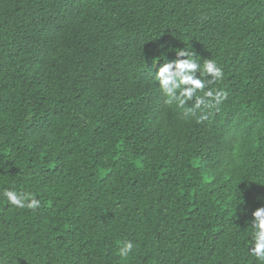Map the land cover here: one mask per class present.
Instances as JSON below:
<instances>
[{
    "label": "trees",
    "instance_id": "16d2710c",
    "mask_svg": "<svg viewBox=\"0 0 264 264\" xmlns=\"http://www.w3.org/2000/svg\"><path fill=\"white\" fill-rule=\"evenodd\" d=\"M182 49L224 73L200 123L153 79ZM5 187L41 200L0 197L5 264H259L264 0H0Z\"/></svg>",
    "mask_w": 264,
    "mask_h": 264
},
{
    "label": "clouds",
    "instance_id": "9594fccd",
    "mask_svg": "<svg viewBox=\"0 0 264 264\" xmlns=\"http://www.w3.org/2000/svg\"><path fill=\"white\" fill-rule=\"evenodd\" d=\"M178 59L164 60L153 76L155 84L166 98L165 103L175 104L177 108L184 110L186 117L194 115L199 110L201 113L197 123L207 119L204 111L226 99V93L221 90L207 87L206 78L209 82L219 81L223 78V70L214 59H205L201 65L193 58L189 50L176 52ZM189 102H192L191 104ZM0 197L5 199L8 205L17 209L35 211L40 208L41 200L31 192L16 190L5 187L0 190ZM251 236L248 237L247 255L254 257L259 264H264V205L251 211ZM134 248H139L131 240L121 241L118 252L120 257L127 258L133 253ZM0 264L5 261L0 258Z\"/></svg>",
    "mask_w": 264,
    "mask_h": 264
}]
</instances>
